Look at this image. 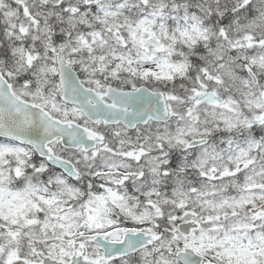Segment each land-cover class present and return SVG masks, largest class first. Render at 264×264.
Here are the masks:
<instances>
[{"label":"snow or ice","instance_id":"6c2138e0","mask_svg":"<svg viewBox=\"0 0 264 264\" xmlns=\"http://www.w3.org/2000/svg\"><path fill=\"white\" fill-rule=\"evenodd\" d=\"M0 264H264V0H0Z\"/></svg>","mask_w":264,"mask_h":264}]
</instances>
